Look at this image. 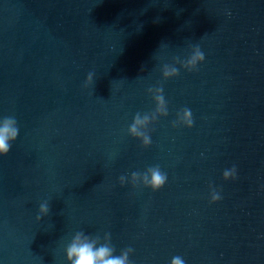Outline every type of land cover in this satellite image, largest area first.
<instances>
[{
	"label": "water",
	"instance_id": "water-1",
	"mask_svg": "<svg viewBox=\"0 0 264 264\" xmlns=\"http://www.w3.org/2000/svg\"><path fill=\"white\" fill-rule=\"evenodd\" d=\"M160 87L169 114L141 129L145 148L129 128ZM185 107L194 126L174 128ZM8 116L20 131L0 156V264H68L81 231L132 248L131 264H264V0H0ZM154 166L161 190L132 185Z\"/></svg>",
	"mask_w": 264,
	"mask_h": 264
},
{
	"label": "clouds",
	"instance_id": "clouds-1",
	"mask_svg": "<svg viewBox=\"0 0 264 264\" xmlns=\"http://www.w3.org/2000/svg\"><path fill=\"white\" fill-rule=\"evenodd\" d=\"M205 60L204 53L197 47L195 55L187 61L185 65L187 71H197L198 65ZM179 75L176 68L171 71L165 70L164 77L172 78ZM94 83V73L90 72L85 82V87H89ZM149 93L152 88H149ZM158 94L153 96L156 109L151 114H145L143 117L137 113L134 122L129 128V133L132 137L142 141L143 147L148 148L152 145V139L148 132L141 131L142 128H147L150 124L157 122L159 117L168 116V105L164 97L163 88L157 89ZM172 126L186 127L191 129L194 126L192 111L185 107L177 113V119L173 121ZM19 127L17 120L8 116L0 120V156H7L12 148L14 142L17 141L19 136ZM143 178V185L150 187L154 192L161 190L167 183L168 176L162 172L159 166L149 167L147 171L141 175L138 172L131 174V182L134 187L138 186L140 178ZM224 180H235L237 178V169L235 166L231 170H225L223 173ZM119 182L121 186L125 185L128 181L125 176H120ZM221 200L219 193L213 188L211 195V202L218 203ZM40 215L37 220H41L50 213V205L47 201L40 204ZM116 249L112 245L111 235L105 234L103 242L99 236H91L85 234L83 231L77 232L72 238L71 242L66 247V258L68 264H131L129 259L133 253L132 248L123 250L120 255H116ZM171 264H185V261L176 256L172 259Z\"/></svg>",
	"mask_w": 264,
	"mask_h": 264
}]
</instances>
